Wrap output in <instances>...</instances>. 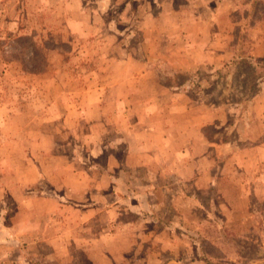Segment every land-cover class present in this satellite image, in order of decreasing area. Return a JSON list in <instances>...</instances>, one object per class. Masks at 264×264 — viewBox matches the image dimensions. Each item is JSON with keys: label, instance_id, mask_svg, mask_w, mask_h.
<instances>
[{"label": "rangeland", "instance_id": "1", "mask_svg": "<svg viewBox=\"0 0 264 264\" xmlns=\"http://www.w3.org/2000/svg\"><path fill=\"white\" fill-rule=\"evenodd\" d=\"M0 264H264V0H0Z\"/></svg>", "mask_w": 264, "mask_h": 264}, {"label": "trees", "instance_id": "2", "mask_svg": "<svg viewBox=\"0 0 264 264\" xmlns=\"http://www.w3.org/2000/svg\"><path fill=\"white\" fill-rule=\"evenodd\" d=\"M173 76H174V80L171 79L172 80L171 81L170 79H168L169 82L174 84V85L176 84V85L181 86V85L185 84V82H187L189 80L191 74L186 73V72H177L176 71V72L173 73ZM178 77L180 78V81L177 82V81H175V79L178 78Z\"/></svg>", "mask_w": 264, "mask_h": 264}]
</instances>
